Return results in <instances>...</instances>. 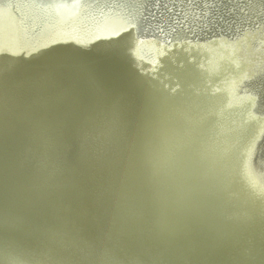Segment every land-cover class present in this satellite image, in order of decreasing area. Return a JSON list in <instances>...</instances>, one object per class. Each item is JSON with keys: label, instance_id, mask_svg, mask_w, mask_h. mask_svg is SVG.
Instances as JSON below:
<instances>
[{"label": "rangeland", "instance_id": "rangeland-1", "mask_svg": "<svg viewBox=\"0 0 264 264\" xmlns=\"http://www.w3.org/2000/svg\"><path fill=\"white\" fill-rule=\"evenodd\" d=\"M161 6L138 38L154 54L101 57L102 83L0 69L1 264H264V0Z\"/></svg>", "mask_w": 264, "mask_h": 264}, {"label": "water", "instance_id": "water-1", "mask_svg": "<svg viewBox=\"0 0 264 264\" xmlns=\"http://www.w3.org/2000/svg\"><path fill=\"white\" fill-rule=\"evenodd\" d=\"M10 1L14 2L12 6L4 4L0 7V69L26 72L40 70L47 65L65 68L76 66L89 80L102 83V79L111 75L113 65H103L97 69L95 66L100 63L93 62L101 57L124 51L130 44L133 45L132 56L139 63L148 54H154V48L141 51L138 38L144 32L146 24L149 26L150 23L139 19L132 0H119L121 7L118 13L124 15L102 16L99 23L85 22L82 19L87 14L86 6L97 7L109 0H33L46 7L36 6L37 8L31 9L32 12L23 9L29 0L24 4L16 2L17 0ZM12 8L15 15L10 11ZM123 16L131 23L125 21ZM64 26L65 31H62L61 27ZM118 27L121 29L114 32ZM148 60L150 65L156 63L153 56ZM54 119L64 121L58 117ZM14 237L15 235H11L9 240H14ZM109 254L107 253L106 264H119L117 257ZM140 260L143 261L141 258ZM148 262L151 264L149 258Z\"/></svg>", "mask_w": 264, "mask_h": 264}, {"label": "bare ground", "instance_id": "bare-ground-1", "mask_svg": "<svg viewBox=\"0 0 264 264\" xmlns=\"http://www.w3.org/2000/svg\"><path fill=\"white\" fill-rule=\"evenodd\" d=\"M18 1H21L23 4L26 2V0H17L16 2H18ZM115 1V0H114ZM15 2V3H16ZM108 2H112V0H109ZM108 2H106V3H104V4H101V5H99V6H97L96 7V5H94L93 7H92V5L91 6H86V12H87V14L86 15H83L82 16V19L85 21V22H93V21H96L97 23H99L100 21H102V19H100L102 16H109L110 14H114V15H124V14H120V13H118L119 12V8L121 7V4L119 5V6H117V7H112V5L111 6H109V7H106V6H104L105 4L107 5L108 4ZM28 5H26L25 7H23V9H24V11H26V10H29L30 12H32L33 10H31V9H33V8H37L36 6H39V8H41V7H46V5H44V6H42V5H40V4H38V3H36V2H34L33 0H29L28 2ZM116 3H117V1H116ZM4 4H8V6H12L13 4H14V2H12V1H10V0H0V7H2ZM179 4H180V0H149V3H148V5L149 6H147V7H149L148 9H147V13L149 14V12H151L152 11V9H153V12L154 13H156V9H158V6L159 5H164V6H161V7H167V8H171L172 6L171 5H176L177 7H179ZM150 8H151V10H150ZM160 8V7H159ZM20 10L21 9H19V12H20ZM14 15H15V13L13 12L14 11V9L12 8V10H10ZM95 11V12H94ZM154 13H153V17H152V14H151V17L149 18V20H148V22H151L152 23V29L153 28H156V27H158V28H162L163 27V23H165V22H168V20L170 19L169 17H168V14L167 13H165L164 15H158V13H159V10L157 11V14L156 15H158V16H156V17H154ZM31 14V13H30ZM33 15V14H32ZM137 16H138V12H137ZM126 20L125 21H128L129 23H131L130 21H129V19L127 18V17H125V16H123ZM139 17V16H138ZM175 18V17H174ZM127 23V22H126ZM154 24V25H153ZM155 24H156V27H155ZM129 25V24H128ZM126 26V25H125ZM124 26V27H125ZM65 27L66 26H64V27H61V30L62 31H65ZM79 27H81V29H84V28H82V26H79ZM121 28H117V29H115L114 30V32H116V31H119ZM163 33H164V30L162 31ZM164 34H166L165 36L166 37H168V34L167 33H164ZM140 38H139V40H141V38H142V36L140 35L139 36ZM164 37V36H163ZM153 42H147V41H145L144 43H142L141 44V51H150V50H152V48H154V45L152 44ZM138 45V44H137ZM136 45V46H137ZM138 47H140V45L138 46ZM143 53V52H142ZM149 55V54H148ZM138 63V62H137ZM157 63V62H156ZM139 65V64H138ZM41 70H43V69H41ZM44 71V70H43ZM42 71V72H43ZM19 72H22V71H19ZM39 72H41V71H39ZM116 72V71H115ZM18 73V72H17ZM119 73V72H118ZM258 75L255 77V78H253V79H250L251 81H254V85L251 87V89L253 90L254 89V91L256 92V90H258V88L260 87V88H262L263 89V84H264V66H262L261 68H260V71L258 70ZM117 76V75H116ZM15 78V77H14ZM121 78V77H120ZM17 79V78H16ZM8 81V80H7ZM14 82H16V81H14ZM13 83V82H12ZM52 85V84H51ZM54 86V85H53ZM50 88V87H49ZM52 88V87H51ZM133 88V87H132ZM53 89V88H52ZM251 91V90H250ZM259 91V90H258ZM244 93H246V92H244ZM257 93V92H256ZM160 121V117H158V120H157V125H159V127L163 130L164 129V131L161 133V135H162V137L164 138L165 136V134H166V130L168 129H166V123H165V125L164 124H162L161 122H159ZM90 124V123H89ZM164 126V128L162 127V126ZM41 131V130H40ZM71 131V130H70ZM87 131V130H86ZM188 131H189V129L187 128V130L185 129V136H184V139L186 138V137H188ZM88 132V131H87ZM90 132V131H89ZM178 133H179V131H178ZM210 135H211V133H210ZM69 137V136H68ZM172 138H174V136L173 137H171L170 138V141H172V140H174L173 141V143L170 145V143L168 142V151H164L165 153H169V154H172V155H176V154H173L172 152H173V150H177L178 151V155H176V156H174V158H173V163H174V166H175V168H176V172H177V169H178V167H179V145H180V143L182 142V140H179V135L176 133V135H175V138L174 139H172ZM205 144H207L208 143V139H206V141L204 142ZM170 147H171V149H170ZM101 155H103V154H101ZM100 155V156H101ZM100 158V157H99ZM77 164V163H76ZM84 164V163H83ZM95 166H97V165H95ZM257 166L258 167H260V168H263L264 169V160L263 159H260V160H258L257 161ZM81 167H83V166H81ZM92 167V166H91ZM74 168V167H73ZM255 168V167H254ZM259 168V169H260ZM102 169V168H101ZM77 171V170H76ZM98 171V170H97ZM91 172V171H90ZM176 172H174V174H176ZM74 173V172H73ZM104 174V173H103ZM178 175H179V172L177 173ZM258 174H260L262 177H263V179H264V171L262 170V169H260L259 171H258ZM101 176V175H100ZM86 179H88V178H86ZM192 184H195L193 181H192ZM187 188H192V187H189V186H187ZM72 196V195H71ZM70 197V196H69ZM74 198V197H73ZM73 201V200H72ZM76 203V202H75ZM65 206V205H64ZM69 208V207H68ZM64 210H66V208L64 209ZM63 210V211H64ZM67 213V212H66ZM70 213V212H69ZM72 215H74V214H72ZM63 217V216H62ZM65 217V216H64ZM68 217V216H67ZM77 218V217H76ZM70 219V218H69ZM71 221H72V219H70ZM66 222V221H65ZM48 223V222H47ZM64 225H65V223H64ZM46 226V225H45ZM133 238V237H132ZM126 239V238H125ZM134 240L136 239V238H133ZM127 241H128V238L126 239ZM123 240H121V242H122ZM127 241H125V242H127ZM130 242H131V240H130ZM147 242V241H146ZM124 244V243H123ZM127 244V243H126ZM119 248V247H118ZM120 248H121V246H120ZM98 249V248H97ZM100 249V248H99ZM105 249V248H104ZM102 251V250H101ZM100 253V252H99ZM5 256H7V255H5ZM5 258V257H4ZM2 263H4V262H2ZM1 264V263H0Z\"/></svg>", "mask_w": 264, "mask_h": 264}]
</instances>
